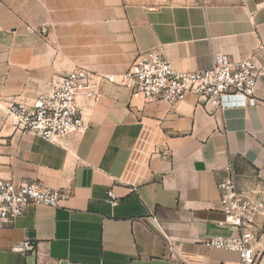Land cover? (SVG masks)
Wrapping results in <instances>:
<instances>
[{"label": "crops", "instance_id": "crops-1", "mask_svg": "<svg viewBox=\"0 0 264 264\" xmlns=\"http://www.w3.org/2000/svg\"><path fill=\"white\" fill-rule=\"evenodd\" d=\"M156 1L0 4V177L67 194L0 227V264H238V253L205 241L234 233L217 186L227 166L241 183L264 181L263 78L259 102L223 107L193 94L146 101L107 83L85 109L87 130L59 143L22 132L6 113L13 100L50 90L76 66L120 74L159 46L182 71L209 68L218 52L262 65L264 0ZM258 225L254 245L264 264V218ZM27 237L37 249L14 251Z\"/></svg>", "mask_w": 264, "mask_h": 264}, {"label": "built area", "instance_id": "built-area-1", "mask_svg": "<svg viewBox=\"0 0 264 264\" xmlns=\"http://www.w3.org/2000/svg\"><path fill=\"white\" fill-rule=\"evenodd\" d=\"M263 74V67L253 56L235 60L224 52L216 53L212 65L204 70H178L159 46L140 52L128 70L120 74L76 66L54 81L50 90L13 100L6 113L22 132L59 143L71 133L83 134L87 130L85 109L100 98L102 87L107 83L129 87L133 94L142 95L146 101L175 103L193 94L206 104L246 106L259 102L256 91ZM217 186L224 222L234 233L212 236L205 244L238 253V264H257L259 253L254 244L259 218H264V181L253 176L241 183L229 164ZM66 195L65 191L44 187L36 180L16 183L0 177V227L22 216L30 206L56 207ZM107 198L113 205L118 203L112 189L107 191ZM175 248L168 240L171 256ZM36 249L37 243L32 237L13 246L14 251L22 253Z\"/></svg>", "mask_w": 264, "mask_h": 264}, {"label": "rangeland", "instance_id": "rangeland-1", "mask_svg": "<svg viewBox=\"0 0 264 264\" xmlns=\"http://www.w3.org/2000/svg\"><path fill=\"white\" fill-rule=\"evenodd\" d=\"M15 0H0V4L1 5H8V3H11L12 5H13V2H14ZM162 2V0H158V1H156V2H154L155 4H158V3H161ZM0 5V6H1ZM262 67H263V70H264V61H263V63H262V65H261ZM261 78H263L264 79V74L261 76ZM238 178L240 179V178H243L244 179V177L241 175H239L238 176ZM241 182V181H240Z\"/></svg>", "mask_w": 264, "mask_h": 264}]
</instances>
